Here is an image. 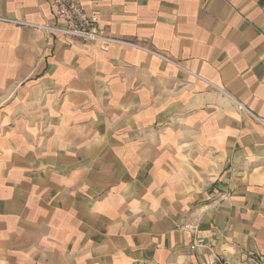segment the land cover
Returning a JSON list of instances; mask_svg holds the SVG:
<instances>
[{"label": "crops", "instance_id": "crops-1", "mask_svg": "<svg viewBox=\"0 0 264 264\" xmlns=\"http://www.w3.org/2000/svg\"><path fill=\"white\" fill-rule=\"evenodd\" d=\"M81 3L0 0V264H264V0Z\"/></svg>", "mask_w": 264, "mask_h": 264}, {"label": "built area", "instance_id": "built-area-1", "mask_svg": "<svg viewBox=\"0 0 264 264\" xmlns=\"http://www.w3.org/2000/svg\"><path fill=\"white\" fill-rule=\"evenodd\" d=\"M52 5L55 10L57 22L55 24L38 26L49 32L51 35H63L85 42H102L105 45L113 42H119L106 36L104 29L100 26L97 14L87 13L82 6L81 0H52ZM163 58L168 60V58L164 56ZM196 76L199 77L198 75ZM238 105L241 109L250 113L264 125V121L255 116L243 104ZM185 227L194 228L190 224H187ZM206 247V242L200 238H196L191 244L192 250ZM218 262L219 264H228L227 262H223L221 260Z\"/></svg>", "mask_w": 264, "mask_h": 264}]
</instances>
